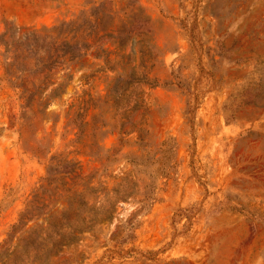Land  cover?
Listing matches in <instances>:
<instances>
[{
	"label": "rangeland",
	"instance_id": "rangeland-1",
	"mask_svg": "<svg viewBox=\"0 0 264 264\" xmlns=\"http://www.w3.org/2000/svg\"><path fill=\"white\" fill-rule=\"evenodd\" d=\"M0 264H264V0H0Z\"/></svg>",
	"mask_w": 264,
	"mask_h": 264
},
{
	"label": "trees",
	"instance_id": "trees-1",
	"mask_svg": "<svg viewBox=\"0 0 264 264\" xmlns=\"http://www.w3.org/2000/svg\"><path fill=\"white\" fill-rule=\"evenodd\" d=\"M139 29V28H138ZM81 56H87V55H82L81 53H78L77 55H75V56H73V59H75V58H77V57H81ZM145 79L144 80H147L146 79V76L144 77ZM141 81V80H140ZM75 124H77V123H75ZM79 128L81 129V125H80V123H79ZM95 128H96V130H99L100 128H101V125H99V124H96L95 125ZM134 128L135 129H138V130H140V131H142L143 129L142 128H139V127H137V125H134ZM122 129H125V125H124V127L122 128ZM127 133H132V132H127ZM141 142H144L145 143V139L143 138V137H141ZM93 146H96V143H94V145ZM137 188H138V182H135V190H137ZM134 192H136V191H133V193ZM132 194V193H131ZM151 196L150 195H146V197L142 200V206H143V208H145V207H147L148 205H149V201L151 200Z\"/></svg>",
	"mask_w": 264,
	"mask_h": 264
}]
</instances>
